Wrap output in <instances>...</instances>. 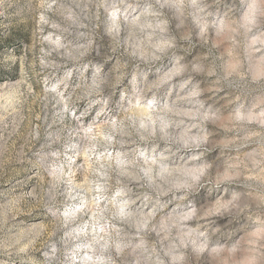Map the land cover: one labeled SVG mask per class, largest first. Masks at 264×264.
Masks as SVG:
<instances>
[{
  "label": "rangeland",
  "instance_id": "obj_1",
  "mask_svg": "<svg viewBox=\"0 0 264 264\" xmlns=\"http://www.w3.org/2000/svg\"><path fill=\"white\" fill-rule=\"evenodd\" d=\"M0 264H264V0H0Z\"/></svg>",
  "mask_w": 264,
  "mask_h": 264
}]
</instances>
